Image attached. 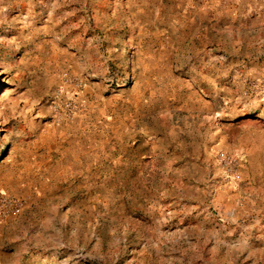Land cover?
I'll return each mask as SVG.
<instances>
[{
	"label": "rangeland",
	"instance_id": "374dc122",
	"mask_svg": "<svg viewBox=\"0 0 264 264\" xmlns=\"http://www.w3.org/2000/svg\"><path fill=\"white\" fill-rule=\"evenodd\" d=\"M4 198L0 264H264V0H0Z\"/></svg>",
	"mask_w": 264,
	"mask_h": 264
},
{
	"label": "built area",
	"instance_id": "2783aa9c",
	"mask_svg": "<svg viewBox=\"0 0 264 264\" xmlns=\"http://www.w3.org/2000/svg\"><path fill=\"white\" fill-rule=\"evenodd\" d=\"M243 157L239 155L223 154L219 155V167L221 171L222 185H229L236 181L238 178V168L242 162ZM15 202L4 198L0 202V215H5L9 211L16 208Z\"/></svg>",
	"mask_w": 264,
	"mask_h": 264
}]
</instances>
